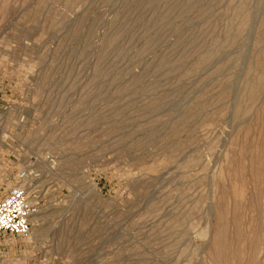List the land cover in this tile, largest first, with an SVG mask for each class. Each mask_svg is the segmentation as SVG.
<instances>
[{
  "label": "rangeland",
  "instance_id": "obj_1",
  "mask_svg": "<svg viewBox=\"0 0 264 264\" xmlns=\"http://www.w3.org/2000/svg\"><path fill=\"white\" fill-rule=\"evenodd\" d=\"M18 187L0 264H264V0H0Z\"/></svg>",
  "mask_w": 264,
  "mask_h": 264
},
{
  "label": "built area",
  "instance_id": "obj_2",
  "mask_svg": "<svg viewBox=\"0 0 264 264\" xmlns=\"http://www.w3.org/2000/svg\"><path fill=\"white\" fill-rule=\"evenodd\" d=\"M31 207L23 188H14L0 199V235L26 236L31 230Z\"/></svg>",
  "mask_w": 264,
  "mask_h": 264
},
{
  "label": "bare ground",
  "instance_id": "obj_3",
  "mask_svg": "<svg viewBox=\"0 0 264 264\" xmlns=\"http://www.w3.org/2000/svg\"><path fill=\"white\" fill-rule=\"evenodd\" d=\"M245 64V63H244ZM253 71V70H252ZM49 165V164H48Z\"/></svg>",
  "mask_w": 264,
  "mask_h": 264
}]
</instances>
